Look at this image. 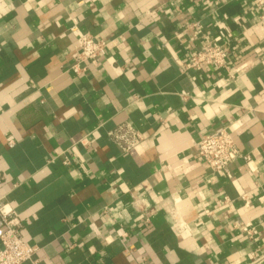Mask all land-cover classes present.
Returning <instances> with one entry per match:
<instances>
[{
    "label": "crops",
    "instance_id": "obj_1",
    "mask_svg": "<svg viewBox=\"0 0 264 264\" xmlns=\"http://www.w3.org/2000/svg\"><path fill=\"white\" fill-rule=\"evenodd\" d=\"M263 11L0 0V198L35 264H264ZM85 34L106 51L77 75ZM206 43L227 69H185ZM124 124L142 137L127 154L108 135ZM222 128L242 157L218 175L196 143Z\"/></svg>",
    "mask_w": 264,
    "mask_h": 264
},
{
    "label": "built area",
    "instance_id": "obj_2",
    "mask_svg": "<svg viewBox=\"0 0 264 264\" xmlns=\"http://www.w3.org/2000/svg\"><path fill=\"white\" fill-rule=\"evenodd\" d=\"M258 21L264 25V11ZM105 51L106 43L103 40L90 34L82 35L73 48L72 71L83 75L87 66L99 67ZM203 68L216 71L227 69L225 48L219 44L206 43L185 65L187 70L199 71ZM108 135L124 154L132 152L142 139L141 134L130 124L119 126ZM196 148L199 159L213 174L218 175L226 173L228 167L242 157L231 134L224 128L201 137ZM104 214L107 216V210ZM21 230L22 222L17 211L7 200L0 198V264H35L33 258L37 248L24 242ZM243 231L251 235L247 228Z\"/></svg>",
    "mask_w": 264,
    "mask_h": 264
}]
</instances>
